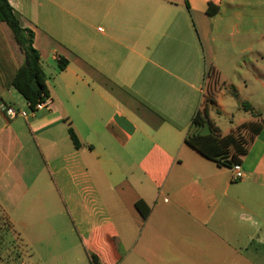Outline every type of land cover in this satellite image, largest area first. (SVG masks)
Listing matches in <instances>:
<instances>
[{"label":"crops","instance_id":"obj_1","mask_svg":"<svg viewBox=\"0 0 264 264\" xmlns=\"http://www.w3.org/2000/svg\"><path fill=\"white\" fill-rule=\"evenodd\" d=\"M8 1L34 34L51 101L7 116L30 108L2 72L0 209L28 264H264V120L244 110L224 133L212 116L248 68L251 2ZM210 66L221 163L185 142ZM239 142L244 178L233 182Z\"/></svg>","mask_w":264,"mask_h":264},{"label":"trees","instance_id":"obj_2","mask_svg":"<svg viewBox=\"0 0 264 264\" xmlns=\"http://www.w3.org/2000/svg\"><path fill=\"white\" fill-rule=\"evenodd\" d=\"M185 5L191 10V6L187 0H185ZM212 7L213 4H209V15H215L218 11V8L212 11ZM0 25H5L9 29L22 56L21 59L19 57L16 58L12 52H8L0 36V79H2V72L5 73L7 78L10 79V86H12L29 103L30 108L33 109L38 102L50 96L48 78L41 67V56L34 47V34L32 31L22 27L18 14L8 0H0ZM67 65L68 61L66 59H59V67L61 70H64ZM206 81H208V95L210 96L206 98L204 109L200 108L193 118L192 126L194 127L196 125L197 127H203L207 124L211 128L212 134L210 136L200 134L189 135L185 142L209 159L221 163L219 157L227 153L228 150L224 146L225 149L223 150V154H213L219 136L217 134L218 130L210 120L208 112L209 104L214 100L213 91L218 83L212 66L207 70ZM242 107L245 111H251L255 115V111L246 102L242 103ZM68 131L75 147L78 149L81 148L83 143L74 130L71 122H69ZM237 136H239V133H237ZM244 147L243 143L240 142L236 145L234 152H232L235 161L240 162L239 155L245 153ZM228 165L230 166L229 163ZM136 206L139 210H143L142 201L137 202ZM143 214L147 217L146 212L143 211ZM6 222L8 226L11 227L7 219Z\"/></svg>","mask_w":264,"mask_h":264},{"label":"rangeland","instance_id":"obj_3","mask_svg":"<svg viewBox=\"0 0 264 264\" xmlns=\"http://www.w3.org/2000/svg\"><path fill=\"white\" fill-rule=\"evenodd\" d=\"M251 5L248 7V18L250 20V38L248 46L252 45V52L247 54L248 68L235 74L234 82L238 92L229 91L224 100L225 113L213 109L212 116L217 125L224 133H227L235 127L236 122L241 117H250L244 109L241 108L242 101L247 99L255 108V116L264 120V0H249ZM239 31L233 30L229 43L234 41V54H240ZM0 36L4 47L8 52H12L16 58H22L21 53L16 46L13 36L5 25H0ZM242 76L247 80L245 85ZM209 91V90H208ZM213 91V95H214ZM205 95L201 108L206 105ZM246 99V100H245ZM201 109V110H202ZM30 109H28V112ZM233 116V117H232ZM234 123V124H233ZM205 125V124H204ZM193 127L191 135H205V127ZM0 264H28L27 255L24 254L19 237L13 233L11 227L6 222L5 215L0 209Z\"/></svg>","mask_w":264,"mask_h":264},{"label":"built area","instance_id":"obj_4","mask_svg":"<svg viewBox=\"0 0 264 264\" xmlns=\"http://www.w3.org/2000/svg\"><path fill=\"white\" fill-rule=\"evenodd\" d=\"M209 90V85H208V81H205V95L207 94ZM51 101L49 97H46L44 100L40 101L37 103V105L32 109L30 108V111H19L16 108L12 107V106H7L6 107V114L9 117H17V116H21V117H28L29 114H34L37 111L40 110H44L46 108L49 107ZM227 162L230 164V168H231V172H232V181L233 182H237L240 181L244 178V170L242 165L240 164V162H237L233 159V154L232 152H229L227 154Z\"/></svg>","mask_w":264,"mask_h":264}]
</instances>
